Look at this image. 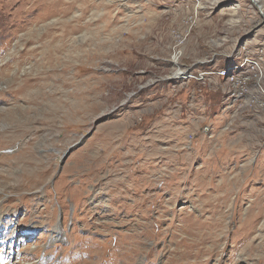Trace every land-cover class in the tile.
<instances>
[{
	"label": "rangeland",
	"instance_id": "rangeland-1",
	"mask_svg": "<svg viewBox=\"0 0 264 264\" xmlns=\"http://www.w3.org/2000/svg\"><path fill=\"white\" fill-rule=\"evenodd\" d=\"M0 264H264V0H0Z\"/></svg>",
	"mask_w": 264,
	"mask_h": 264
},
{
	"label": "bare ground",
	"instance_id": "bare-ground-1",
	"mask_svg": "<svg viewBox=\"0 0 264 264\" xmlns=\"http://www.w3.org/2000/svg\"><path fill=\"white\" fill-rule=\"evenodd\" d=\"M34 182H38V181L36 180V181H34ZM193 228H194V227H193ZM54 229H55V232H56V235H57V239L60 238V240H61V238L65 237V236L67 235V233H65V236L63 235L64 232L62 231V229H61L58 225H56V226L54 227ZM57 233H58V234H57Z\"/></svg>",
	"mask_w": 264,
	"mask_h": 264
},
{
	"label": "built area",
	"instance_id": "built-area-1",
	"mask_svg": "<svg viewBox=\"0 0 264 264\" xmlns=\"http://www.w3.org/2000/svg\"><path fill=\"white\" fill-rule=\"evenodd\" d=\"M200 76V75H199ZM193 79V78H192ZM194 80V79H193Z\"/></svg>",
	"mask_w": 264,
	"mask_h": 264
}]
</instances>
